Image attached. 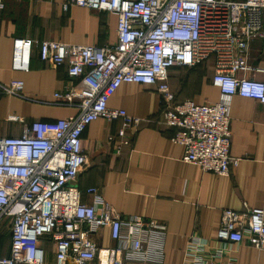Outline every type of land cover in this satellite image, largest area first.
<instances>
[{
	"label": "built area",
	"instance_id": "obj_1",
	"mask_svg": "<svg viewBox=\"0 0 264 264\" xmlns=\"http://www.w3.org/2000/svg\"><path fill=\"white\" fill-rule=\"evenodd\" d=\"M68 5L116 14L118 41L94 46L14 39L13 69H30L33 48L49 66H68L69 77L76 81L55 97L79 112L53 122L33 121L18 136L0 137V232L8 230L11 238L10 254L0 256V264H46L47 251L40 245L45 236L54 245L55 264L147 261L161 252L164 234L158 225L138 216L125 219L97 188L82 191L76 186L87 161L82 135L94 121H120L117 137L108 138L111 143L119 140V152L130 143L129 130L151 120L111 108L109 100L123 83L152 86L161 95L156 122L175 130L172 141L184 146L183 161L207 173L228 175L240 162L230 154L232 97L264 104V79L239 76L264 73L248 64L251 42L264 45V0H69ZM4 7L5 0H0ZM209 60L220 100L176 103L167 83L169 70ZM0 93L22 97L23 82L0 85ZM83 193L93 201L84 202ZM106 227L120 245L98 261L93 235ZM218 240L248 241L264 249V209L224 210ZM147 243L150 248L145 251ZM205 247L192 239L185 264H217L204 259Z\"/></svg>",
	"mask_w": 264,
	"mask_h": 264
},
{
	"label": "crops",
	"instance_id": "obj_2",
	"mask_svg": "<svg viewBox=\"0 0 264 264\" xmlns=\"http://www.w3.org/2000/svg\"><path fill=\"white\" fill-rule=\"evenodd\" d=\"M68 3L5 0V7L0 8V85L23 82L22 97L0 93V137L18 136L33 121L53 122L79 112L74 105L56 101V93L65 92L76 81L69 77L67 65L51 67L41 61L38 48H33L30 69H13L15 38L116 45V14ZM248 64L264 70L262 42H251ZM213 76V61H207L194 67L171 68L167 83L176 103L192 100L198 105L215 104L220 100V91L212 82ZM239 76L264 79L262 71L240 72ZM160 105L161 95L154 87L123 83L110 98L109 106L151 122L129 130L130 143L121 146L119 152V140L111 143L108 138L117 137L120 121H94L82 135L87 161L76 186L82 191L97 188L123 218L138 216L154 221L164 234L159 241L161 252L152 253L147 261L126 259L125 264H185L192 239L206 244L203 255L207 261L264 264V249L248 241L218 240L224 210L264 209V104L239 95L232 97L230 154L240 162L228 175L207 173L183 161L184 146L172 141L175 130L156 122L161 116ZM12 116L19 119L13 121ZM82 198L86 203L93 201L86 193ZM93 240L98 247V261L108 257V249L120 245L111 238L108 227L93 235ZM40 245L47 251L46 264H55L51 239L43 237ZM10 246L11 238L0 239V256H9ZM149 248L148 243L144 245L145 251Z\"/></svg>",
	"mask_w": 264,
	"mask_h": 264
},
{
	"label": "trees",
	"instance_id": "obj_3",
	"mask_svg": "<svg viewBox=\"0 0 264 264\" xmlns=\"http://www.w3.org/2000/svg\"><path fill=\"white\" fill-rule=\"evenodd\" d=\"M209 61H211V60H209ZM205 62H207V61H205ZM204 63V62H203ZM202 64V63H201ZM199 65V64H198ZM197 66V65H196ZM4 237H6V239H10V233L8 232V230L6 231V230H4V231H2V232H0V239H3Z\"/></svg>",
	"mask_w": 264,
	"mask_h": 264
}]
</instances>
